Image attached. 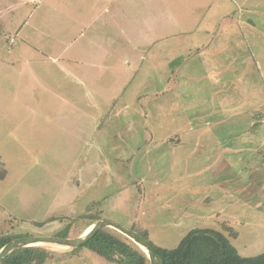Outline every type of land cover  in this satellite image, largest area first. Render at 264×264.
<instances>
[{"label":"rangeland","instance_id":"374dc122","mask_svg":"<svg viewBox=\"0 0 264 264\" xmlns=\"http://www.w3.org/2000/svg\"><path fill=\"white\" fill-rule=\"evenodd\" d=\"M111 1L102 17L41 13L0 37V236H59L68 227L78 237L88 219L78 216L89 213L161 247L213 228L242 256L263 252L264 163L247 155L264 152V0H216L211 10L198 1L192 10L185 0ZM167 1L173 25L151 29L150 20L167 21ZM200 19L219 25L180 26ZM172 38L220 43L227 49L208 52L207 69L221 64L229 74L206 79L200 53L176 59ZM41 40L54 43L45 56ZM251 53L254 61H242ZM182 62L187 69L172 74ZM227 152H248L239 163L250 166L231 174ZM34 246L60 255L45 264H118L85 246Z\"/></svg>","mask_w":264,"mask_h":264},{"label":"trees","instance_id":"16d2710c","mask_svg":"<svg viewBox=\"0 0 264 264\" xmlns=\"http://www.w3.org/2000/svg\"><path fill=\"white\" fill-rule=\"evenodd\" d=\"M5 175L6 170L0 167V179ZM78 217L80 219L88 218L81 225L83 229L100 218L89 213H82ZM225 230L236 236L232 227L225 226ZM68 232L69 228L66 227L59 233V236L68 237ZM138 233L147 239L146 233ZM12 238L9 235L0 236V248ZM148 242L162 264H264V251L252 256H242L227 235L221 230L213 228H193L173 248L161 247ZM82 246L88 247L106 260L118 264H150L148 257L140 248L111 228L100 229ZM79 247L74 248L71 252ZM58 256L60 255L52 256L48 250L41 246H29L13 251L2 258L0 264H44L48 259Z\"/></svg>","mask_w":264,"mask_h":264},{"label":"crops","instance_id":"0c3cea01","mask_svg":"<svg viewBox=\"0 0 264 264\" xmlns=\"http://www.w3.org/2000/svg\"><path fill=\"white\" fill-rule=\"evenodd\" d=\"M122 1V3H121ZM119 0L118 5L119 6H124L126 7V5L128 4V0ZM160 0H151L150 3H147L148 6L150 8H154L155 5H158V2ZM177 1V0H175ZM186 4L188 6H190V10L193 9V7H191L194 3H196L197 1L200 3H204L205 5L207 4H211L209 7V10L212 9L214 2L216 0H185ZM111 0H0V37L2 35H4V30L5 29H13V30H20V28H22L26 22L30 19V18H34L37 17V15L41 14V13H55L60 14L62 16H65L66 18L70 19V21H74L75 19L78 18V16L73 14V11H78L81 12V14L86 17V11L87 12H92V14H94L96 12V16H100L101 12L105 11V10H109V6L111 4ZM139 1L137 2L135 0V4L138 5ZM175 2L171 3V1H167V21H162L159 22L158 19H153L150 20V28L151 29H158V27L163 25H166L167 27H171L173 25L175 16L177 15V11L175 10V8L173 7ZM92 10V11H90ZM197 10V8H195V11ZM197 12V11H196ZM51 13V14H52ZM47 15V14H46ZM192 15V14H191ZM190 15V16H191ZM102 17V16H100ZM189 17V16H188ZM187 17V18H188ZM17 20H16V19ZM104 18V17H103ZM97 19V17H96ZM165 22V24H163ZM219 24L216 23H212V22H205V20L200 19V20H194V21H183L181 22L180 26H182V28H196L199 30H203L204 32L209 31V30H215L217 28ZM6 36V35H4ZM26 38L29 39V41L27 40V42H29V44H32L34 47H38V45H35L34 43H37L39 41V39H33L31 37V35H26ZM10 42L11 38L8 39ZM161 40V39H160ZM159 39H155V42H157V47L159 45ZM165 41V40H162ZM154 42V41H153ZM166 42V41H165ZM42 46H43V54L44 56L49 54V52L51 51L50 49L53 46V42H47L46 46L44 45V40H41ZM168 43V44H167ZM165 44L170 46V50L171 52H177L178 49L176 48V46L180 47V52L176 53V56L178 59V57L180 55H185L186 53L190 52L191 48L196 49V51H198L201 55L202 58H200L199 60V64L201 65V61H203L204 63V69L206 70V72L204 73V76L206 79L207 77L210 78H216L215 80L217 81V83H221V79H218L217 77L222 76L223 74H229V69L228 70H223L221 71V68H227L221 64L213 66L210 65V68L207 69V63L210 60H214L215 58H211L208 59L207 58V53L209 52L210 54H214L218 55V54H223V52L227 49V48H221V45L219 43L220 47H215V48H210L211 47V41L208 38H204L203 40H199V41H193V42H187V41H183L182 39L179 38H172V40L170 42H167ZM10 44H14L13 41L10 42ZM163 44V43H161ZM254 54H250V56L244 57L242 58V61L244 60H252L254 61L255 56H253ZM221 56V55H220ZM219 56V59L221 60L223 57ZM39 59H41V57H39ZM58 56L55 57V60H58ZM174 59V60H176ZM218 59V60H219ZM45 60H50V57H48ZM173 60V61H174ZM235 60H237V57H235ZM172 63V60H171ZM188 64L186 62H182L179 65L174 66V68L172 69L171 73L175 74L178 71H185L187 69ZM208 70V71H207ZM215 74H214V71ZM220 70V71H219ZM221 80V81H220ZM224 83H222L221 85H223ZM250 132H253V129L250 128ZM246 153L248 152H227V156L231 158L230 160V164L231 165V174L234 173L236 174L239 171V168H247V166H250V164L248 163L246 159L245 163L247 165H245V163H239V159L241 157H245ZM251 155L253 156H258V157H263L262 163H264V152H250L247 157H251ZM219 157V155H218ZM223 158V157H220ZM254 164H261L260 162H253ZM254 167H250V170H245L243 172V174L247 173L248 177L253 173ZM250 181L247 180V184H249ZM233 188V187H232ZM234 188H238L237 186H234ZM243 188V187H242ZM227 194L230 196L232 193H229V190L227 192ZM257 203L261 204L264 203V192L261 193V196L259 198L256 199ZM46 263V262H45ZM44 263V264H45Z\"/></svg>","mask_w":264,"mask_h":264},{"label":"water","instance_id":"95a60500","mask_svg":"<svg viewBox=\"0 0 264 264\" xmlns=\"http://www.w3.org/2000/svg\"><path fill=\"white\" fill-rule=\"evenodd\" d=\"M104 227L113 228L131 239L146 254L151 264H162L148 240L138 232L113 221L101 218L91 224L83 234L74 238L62 236H24L10 240L0 248V260L15 250L40 244H54L74 249L85 244Z\"/></svg>","mask_w":264,"mask_h":264},{"label":"bare ground","instance_id":"6f19581e","mask_svg":"<svg viewBox=\"0 0 264 264\" xmlns=\"http://www.w3.org/2000/svg\"><path fill=\"white\" fill-rule=\"evenodd\" d=\"M89 227H90V226H89ZM89 227H87L86 230H87ZM55 246H57V247H62V246H58V245H55Z\"/></svg>","mask_w":264,"mask_h":264}]
</instances>
